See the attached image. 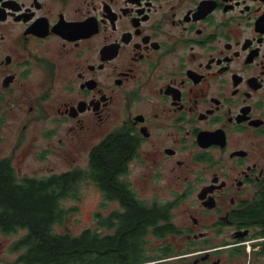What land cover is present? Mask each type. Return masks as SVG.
I'll return each instance as SVG.
<instances>
[{
	"label": "flooded vegetation",
	"instance_id": "flooded-vegetation-1",
	"mask_svg": "<svg viewBox=\"0 0 264 264\" xmlns=\"http://www.w3.org/2000/svg\"><path fill=\"white\" fill-rule=\"evenodd\" d=\"M117 136L107 186L91 154ZM1 163L16 184L65 176L61 212L89 183L98 239L130 201L163 208L178 232L147 225L135 264H264V0H0ZM28 235L0 221V264H25Z\"/></svg>",
	"mask_w": 264,
	"mask_h": 264
},
{
	"label": "trees",
	"instance_id": "trees-1",
	"mask_svg": "<svg viewBox=\"0 0 264 264\" xmlns=\"http://www.w3.org/2000/svg\"><path fill=\"white\" fill-rule=\"evenodd\" d=\"M129 151L130 144L122 136L93 149L92 162L104 177L105 185L114 182L115 172ZM7 167L0 164V221L29 226L27 249L23 254L25 264H135L130 258L147 225H153L152 233L159 237L178 232L171 224H155L158 219H165L163 208H145L130 201L131 207L122 214L121 228L114 236L98 239L93 228H85L77 235L58 233L54 226L62 222L67 212L58 210L59 197L48 192L47 185L56 181L59 184L65 176L45 182L24 179L16 184ZM68 177L71 176L68 174ZM163 251H169L167 245Z\"/></svg>",
	"mask_w": 264,
	"mask_h": 264
},
{
	"label": "rangeland",
	"instance_id": "rangeland-1",
	"mask_svg": "<svg viewBox=\"0 0 264 264\" xmlns=\"http://www.w3.org/2000/svg\"><path fill=\"white\" fill-rule=\"evenodd\" d=\"M37 138L40 142L43 141L42 134H38ZM78 153L79 155H70V153H68V160H64L52 154L49 157L51 166L55 167V171L57 172L77 166L84 168L87 163V154L82 151ZM72 157H75L77 159L76 163L72 162ZM20 165V171L22 173L31 174V168H35V170H37L38 161L34 159V154L31 153L23 160ZM41 168L42 166L38 169V174L47 173V170H42ZM80 187L81 194L79 199L68 197L64 202L67 213L63 216L62 222L54 226V230L56 232H68L72 235H77L81 233L85 228L94 227L95 223L92 218V211L96 201V193L89 183H82ZM181 219L182 218L180 217H175L173 220L175 221V223H179ZM185 261L189 260L185 259ZM173 264L177 263L174 262Z\"/></svg>",
	"mask_w": 264,
	"mask_h": 264
}]
</instances>
